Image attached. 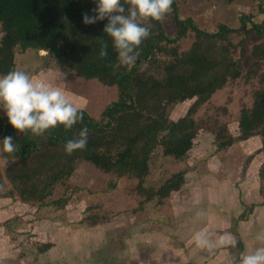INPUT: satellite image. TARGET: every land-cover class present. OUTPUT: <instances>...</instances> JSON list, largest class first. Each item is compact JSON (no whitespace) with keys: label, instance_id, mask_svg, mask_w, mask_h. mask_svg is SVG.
Here are the masks:
<instances>
[{"label":"rangeland","instance_id":"1","mask_svg":"<svg viewBox=\"0 0 264 264\" xmlns=\"http://www.w3.org/2000/svg\"><path fill=\"white\" fill-rule=\"evenodd\" d=\"M176 6L158 21L160 30L151 23L154 33H162L166 40L157 41L151 58L141 61L138 71L160 78L164 63L192 47L196 32L190 28L170 42L177 33L175 17L190 19L198 30L207 33H215L220 25L229 28L224 40L216 45L227 48V55L240 70L238 78L229 79L192 113L197 129L190 150L183 158L174 159L164 156L157 146L149 156L148 174L140 185L132 175L117 176L88 163L79 164L45 200L57 199L60 204L47 207L37 202L21 203L15 200L16 195L7 196L10 185L6 184L0 190V264H121V259L112 258V248L106 246L127 244L128 250L133 249L134 241L127 236L130 229L141 240L151 229L167 230L175 242L202 228L212 236L230 232L238 242L235 247L224 248L238 258L245 250L241 236L252 233L250 220L259 223L264 219L261 137L237 140L241 113L252 106L264 72V0H176ZM240 17H245L244 26ZM145 25L150 23L145 21ZM254 25H263L260 33ZM122 66L118 60L117 67ZM13 70L34 77L46 73L48 83L63 89L69 100L96 122H105L102 112L118 100L115 86L78 79L72 70L47 54L42 56L41 51L21 53L15 48ZM195 100L167 105L164 116L177 121L186 116ZM5 114L0 105V115ZM229 139L234 140L230 146H219ZM14 163L18 160L0 158V172ZM175 176L174 182H180L178 189L170 194L159 192ZM218 191L223 196L216 197ZM201 210L205 216L196 215ZM92 228L96 231L90 232ZM45 233H51V237ZM42 245L49 246L44 250ZM124 257L126 262L122 264H134L132 255Z\"/></svg>","mask_w":264,"mask_h":264},{"label":"trees","instance_id":"2","mask_svg":"<svg viewBox=\"0 0 264 264\" xmlns=\"http://www.w3.org/2000/svg\"><path fill=\"white\" fill-rule=\"evenodd\" d=\"M121 3L128 7L124 0ZM95 6V0H0V76L13 70L15 48L21 53L45 50L48 58L72 70L78 79L95 80L118 90V100L101 114L105 122H96L78 109L83 119L72 128L58 125L42 135H33L30 131L17 132L6 114L0 115V143L4 137L12 136L16 144L12 153L5 152L0 144V158L18 160L0 172V190L9 184L7 196L16 195L15 200L21 203L37 202L42 207L60 204L57 199L45 200L52 195L54 186L64 184L82 163L104 173L132 175L140 185L148 174L152 151L159 146L164 156L183 158L191 148L197 129L192 113L229 79L240 76L236 63L227 55V48L216 45L224 40L229 28L220 25L215 33H207L198 30L190 19L177 17L174 20L176 37L170 42L178 40L187 28L196 32V41L188 51L175 54L171 61L164 63L160 78L140 73L137 68L141 61L151 58L157 41L166 40L153 29L136 49V63L129 69L117 67L118 54L111 38L103 31L107 19L92 25L82 22V14L91 15ZM176 7L174 0L171 9L175 11ZM243 18L240 17L241 26L245 24ZM148 22L160 30L158 21ZM262 26L254 25L253 29L260 33ZM99 38L108 43V56L104 59L99 58ZM260 83L252 106L241 113V134L237 140L260 136L264 147V72L260 74ZM194 97L196 100L186 116L177 121L164 116L167 105ZM85 126L89 129L86 148L67 154L64 143L78 137ZM232 140L219 142V146L228 147ZM176 176L159 192L170 194L177 190L180 182H174ZM47 246L42 245L44 250Z\"/></svg>","mask_w":264,"mask_h":264},{"label":"clouds","instance_id":"3","mask_svg":"<svg viewBox=\"0 0 264 264\" xmlns=\"http://www.w3.org/2000/svg\"><path fill=\"white\" fill-rule=\"evenodd\" d=\"M128 5L125 8L121 0H95L92 14L83 13L82 22L92 25L107 19L103 31L111 38L112 46L118 54L120 64L129 66L137 61L136 49L151 34V26L145 21H162L171 11L174 0H124ZM99 58L108 56V43L101 38ZM41 50V55H46ZM0 105L6 113L9 124L17 131L25 133L30 131L33 135H42L47 130L63 125L70 129L78 121H82L83 114L69 100L66 92L53 87L47 82L46 73L41 72L39 77H34L25 71L12 70L0 76ZM89 129L83 127L78 137L67 140L64 150L72 154L83 150L88 143ZM3 150L12 153L16 144L12 136L4 137ZM197 216H205L204 210L197 212ZM194 245L214 254L215 250L222 247H235L236 237L225 232L213 239L212 234L206 229L195 231L191 237ZM254 240L256 246L240 253L238 264H264V229L258 231ZM232 264H237L234 259Z\"/></svg>","mask_w":264,"mask_h":264},{"label":"crops","instance_id":"4","mask_svg":"<svg viewBox=\"0 0 264 264\" xmlns=\"http://www.w3.org/2000/svg\"><path fill=\"white\" fill-rule=\"evenodd\" d=\"M75 103L78 102L75 101ZM216 195V197H219L220 195L223 196L220 194V191H218ZM216 218L217 217H214L215 220ZM250 221L252 223V233H250L251 237L250 235L247 237L241 236L245 250L246 248L250 249V247L252 248L254 247L253 245H256L257 242L254 240V236L258 231L264 229V219H262V222H259L260 224L255 222L254 219ZM117 222H119V220ZM94 229L95 228H92L90 232L96 231ZM130 230L131 231L129 234H127V236L129 235L128 240L131 241L132 238L134 241L135 245L133 244V247H131L133 249L128 250L130 247H128L127 244H123L121 247H119L118 244L116 246H106V248H112V258L114 260L116 258L121 259V264L123 261L126 262V258L124 257L125 254H130L133 256L132 261L134 264H232L234 259L238 264V254L233 257V255L224 247L216 249L214 254H209L207 251L197 248L191 239L194 232L189 233L187 237L184 236L182 240H176L175 242V238L173 236L170 237V234L167 230H165L164 234L163 230L151 229L150 233H144L147 236L142 240L140 235H138L136 232L134 233L132 229ZM45 234L51 237V233ZM216 236L217 235L212 236L213 239H215ZM252 243L253 245H250ZM101 249L102 253H104V249ZM98 260L100 262V257Z\"/></svg>","mask_w":264,"mask_h":264}]
</instances>
